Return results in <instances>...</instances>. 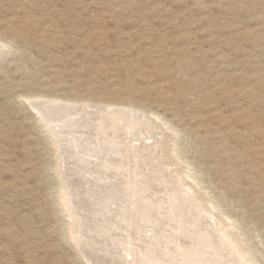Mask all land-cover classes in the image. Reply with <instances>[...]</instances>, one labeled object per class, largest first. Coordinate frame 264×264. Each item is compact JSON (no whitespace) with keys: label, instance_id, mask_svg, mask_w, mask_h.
<instances>
[{"label":"rangeland","instance_id":"rangeland-1","mask_svg":"<svg viewBox=\"0 0 264 264\" xmlns=\"http://www.w3.org/2000/svg\"><path fill=\"white\" fill-rule=\"evenodd\" d=\"M33 96L145 110L135 144L264 264V0H0V264H90Z\"/></svg>","mask_w":264,"mask_h":264},{"label":"bare ground","instance_id":"bare-ground-1","mask_svg":"<svg viewBox=\"0 0 264 264\" xmlns=\"http://www.w3.org/2000/svg\"><path fill=\"white\" fill-rule=\"evenodd\" d=\"M32 99L37 100L27 102L49 128L56 155L69 161L58 175V202L69 219L70 239L90 264H256L208 211L200 191L167 175L161 162L145 153L148 147L135 144L136 130L159 127L145 110ZM120 134L130 138L119 141ZM71 172L79 178L72 180Z\"/></svg>","mask_w":264,"mask_h":264}]
</instances>
